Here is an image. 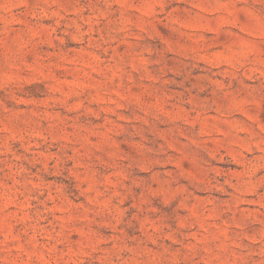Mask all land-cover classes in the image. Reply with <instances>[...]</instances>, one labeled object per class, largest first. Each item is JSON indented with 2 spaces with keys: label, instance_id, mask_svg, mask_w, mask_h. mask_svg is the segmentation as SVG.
Returning <instances> with one entry per match:
<instances>
[{
  "label": "rangeland",
  "instance_id": "rangeland-1",
  "mask_svg": "<svg viewBox=\"0 0 264 264\" xmlns=\"http://www.w3.org/2000/svg\"><path fill=\"white\" fill-rule=\"evenodd\" d=\"M0 264H264V0H0Z\"/></svg>",
  "mask_w": 264,
  "mask_h": 264
}]
</instances>
